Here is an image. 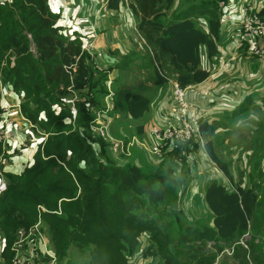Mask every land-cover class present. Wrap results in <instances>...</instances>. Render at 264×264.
<instances>
[{"label":"trees","instance_id":"1","mask_svg":"<svg viewBox=\"0 0 264 264\" xmlns=\"http://www.w3.org/2000/svg\"><path fill=\"white\" fill-rule=\"evenodd\" d=\"M228 1L107 0L106 7H127L135 15L157 88L174 79L187 89L210 75L202 66V54L211 59L219 53L216 42ZM257 11L264 14V7ZM57 19L47 0H0V87L17 93L31 130L46 135L30 165L21 172L2 173L4 264L11 260L17 230L32 225L39 211L59 259L75 246L86 250L88 264H133L141 245L144 257L158 258L161 264H218L217 256L227 252L235 264H264V244L248 231L256 218L257 193L223 180L232 182L233 177L215 152L214 125L201 120L202 141L178 144L155 162L139 163L135 155L142 151L136 147L130 156L115 157L109 143L89 127L95 110L103 106L108 71L95 68L92 56L82 49V38L64 35ZM126 53L118 59L119 69L131 62L133 52ZM150 98L124 92L113 112L140 120L150 111ZM250 100L239 95L231 112L243 114ZM143 128L144 123L137 125L136 134L143 135ZM125 131L118 129L119 137L129 138ZM3 145L0 157H6ZM200 158L220 173L207 179L204 175L201 198L208 217L191 221L192 202L185 205L183 190L192 179L198 187L200 176L194 170ZM198 191L190 190L192 195Z\"/></svg>","mask_w":264,"mask_h":264},{"label":"rangeland","instance_id":"2","mask_svg":"<svg viewBox=\"0 0 264 264\" xmlns=\"http://www.w3.org/2000/svg\"><path fill=\"white\" fill-rule=\"evenodd\" d=\"M47 1L49 3L51 0H47ZM61 1L62 4L59 5V9L60 10L62 9V13L60 14V16L63 15L64 18L66 19L70 18L69 14L67 13V3L69 1H75V0H61ZM92 2H93V6L97 8V12H98L102 10L101 6L105 2V0H99L100 3L99 6H97L98 0H92ZM82 4H83V0H79L78 6L80 7ZM263 7H264V2L260 5V8ZM106 12H108L109 14V11ZM122 15H123L122 11L121 14L115 12L110 17H107L106 15L104 16L102 15L100 20L97 18V22H96V24L100 23V25L101 22L104 23L103 24L104 27H112V28L124 27V29L125 27H127V29L130 30L132 33L130 35L132 39L130 46H132V48L130 50H125L127 52L126 53L127 55L133 52L131 54L132 56L131 62L127 68L122 69L120 67L119 69L118 59L119 57L122 56L121 55L122 52H120L118 47L114 49L109 48L108 53L103 52L105 51V49L102 50V55L104 58L106 57V59H109L110 56H112L113 59L114 57L113 61L105 62L107 64L105 66V71L111 72L110 89L113 91V102L115 104L120 103L123 98L124 92L127 91L140 92L146 95L147 97H151L150 108H152V111H149L146 114V116L140 120H132L128 117H124L123 114L121 115L120 114L121 111L119 110L120 107H117L120 112L117 113L116 121H115L116 124L113 123L114 126L112 127L113 136L117 138L119 137L118 135L119 133H117L118 129H121V131L126 130L125 134L132 136L133 133H136L137 125L141 123L142 124L144 123L146 125L151 120H158V117H160L164 121L171 117V114L168 112V107L171 102L170 84L169 82L162 83L160 84V88H157V85L153 83L151 64L149 65L150 61L147 56L146 48L141 45L139 39L135 41V35H133L134 34L133 30H131V27H134L133 25H135L136 22H133L132 19L129 21V19H127L126 14H124L123 16ZM259 15L262 19H264V14H259ZM106 19L107 20L109 19V24L106 22ZM93 20L94 19H91L90 23H93ZM57 21L58 19L56 20V24ZM75 22L77 24V21ZM78 26L81 27L79 21H78ZM60 31L62 32L61 29ZM112 34H114V31L113 33L109 31L110 40L113 37ZM248 54L249 55H246L244 57L245 55L244 51L241 50L240 55H237V58L241 57L242 64L241 63L237 64L238 68L241 67V71L236 75V77H241L242 75H244V61L248 64L247 66L248 71H251L252 66L253 68L256 66L255 63L258 60L256 56L257 54H253V53L251 54L248 53ZM258 56H262V55H258ZM105 63L103 64L105 65ZM108 72L106 73L108 74ZM114 77L116 78L113 80ZM233 77L234 75L228 74L226 76L227 79L226 84L231 83L232 80L234 79ZM261 77H264V74ZM249 79H253V77L251 76L249 77ZM240 85H244V82L240 83ZM249 85L250 86L247 89H249L250 92V89L252 90V88L255 87L256 84L250 83ZM210 89H211L210 83L204 84L203 87L200 89L201 92L199 93H203V92L205 93L204 95L200 96L201 100L198 101L199 105H197L198 110L196 111L198 112L199 115L198 125L200 124L201 120H204L209 123L210 122L214 123V127L217 128V133L215 134L216 137L213 138L214 139L213 146L216 154L223 161H225V163L228 164L227 165L228 169L233 177L232 182L228 181L224 177L223 180L226 181L227 184L231 185L230 187H233L235 184H239L244 187L246 186L251 187L257 193L259 199V205L257 206L255 211L256 218L253 221H250V227L248 231L249 234L254 233V235H256L255 237L257 239H260L261 243L264 244V139H262V134H264V106L258 104V101H256V98L257 99L260 98V95H258L256 92L257 91L264 92V86L257 87L255 88L256 90L254 89L255 93H253V96L250 97L253 98L254 100L252 102H249V104L247 105V110L243 114L233 113L231 112L232 110H229L228 108L229 111L227 112V115H223V116L222 114L224 112L222 113L221 111L222 109L219 108L218 103H214V101L210 102L209 100L207 92H210ZM7 91H9L8 88L2 85L0 88V115L3 112L5 114L6 110L12 109V107L10 106V103L12 101L9 100V98L12 95L15 96V98H18L17 93H14L12 91L9 92ZM194 92L196 93V90ZM186 94L188 99H192L193 94L191 93V91L188 92V90H186ZM160 98L162 100L165 99V104H166V107L163 109L161 113L155 107V103L157 101L159 102ZM249 110L253 112L247 114ZM9 118L13 121L14 124V136L16 135L17 136H16V140L10 143L11 144L10 153L12 154L11 157L9 158L10 162H8L6 159L3 162H5V166L8 170L19 172L23 170L26 166L31 164L33 155L39 148V145L41 144L43 138L41 136L36 135L33 130H31V136L33 137V139H30L28 136L25 137L22 134L17 133L21 126L18 122L19 117L16 115L15 116L9 115ZM250 123L254 127L246 126V125H250ZM25 141L27 142V145L22 146V143ZM139 152H138V156L135 155V157L138 158L139 163L143 164L146 161H150V162L157 161L155 159L149 158V155L145 157L141 152L140 153ZM121 161L126 162L127 159ZM189 161L191 160L189 159ZM186 168L188 169V173H192L193 167H190L188 165V167ZM219 173H220L219 169L216 166H213L211 162L207 161V159L200 158V160L197 163V169L194 170V175H196L197 178L198 176H200L198 187L195 182L196 180L192 179L190 181V184H188L186 190L185 189H184L185 191L183 190L184 192L183 202L186 201L185 205H188L189 202H192L190 212L192 215H195V218L191 221H195V219L202 216L208 217V212L204 207L203 199L201 198L202 190L204 187L203 183L205 181L204 175H206V179H207L208 175L218 176ZM1 189L2 188H0V190ZM191 189L193 193L196 190L199 191L198 193H195V195H192L193 193L190 192ZM160 207H162V205ZM40 227L42 228V231L41 230L39 231L44 236L45 242L50 243L51 248L54 252L48 234L47 225L42 223V226ZM20 229L24 232L27 231L24 228H20ZM249 234H245L244 238L249 239L250 237ZM141 249L142 248L140 245L138 248V252L134 255V257H132L133 264H161L158 258L144 257L140 252ZM228 256H229L228 254H223V255L219 254V256H217V261H218L217 263L235 264L236 262L232 261V258ZM88 262H89V255L86 252V250L77 248L75 246L68 249L66 257L62 259H59L58 256L56 255V264H88Z\"/></svg>","mask_w":264,"mask_h":264},{"label":"crops","instance_id":"3","mask_svg":"<svg viewBox=\"0 0 264 264\" xmlns=\"http://www.w3.org/2000/svg\"><path fill=\"white\" fill-rule=\"evenodd\" d=\"M246 2L253 4L256 7V9H258L260 8V5L264 2V0H229L227 5L223 7L224 16H223V19L221 20L219 38L216 42V48L218 49L219 53L218 55L214 56L211 59L207 57V54L205 53V51H203V54H202V58H203L202 66L210 72V75L203 82L197 85L195 84V85L189 86L186 89L188 91H191V93L193 94L192 99H189V100L192 103V105L195 106L196 110H198L197 109V105H199L198 101L201 100L200 96L204 95L205 93V92L199 93L201 92L200 89L206 83H210L211 89H210V92H207V93L214 99V103H218L219 108L222 109L221 110L222 113L224 112L222 116L227 115V112L229 110H233V108L237 106L239 95L244 93V100H246L249 97L253 96V93H255V90H256L255 88L264 86V77H261L264 74V53L262 54V56L256 55L258 60L255 63L256 66L254 68L253 66L251 67V71L247 70L248 64L244 61V75H242L241 77H236V75L241 71V67L239 68L237 67V64L241 63V57L237 58V55H240L241 50L244 51V54H245L244 57L246 55H249L248 53H250L249 48L246 50L240 48V45L247 44L249 46V43L247 42L238 43V33L240 32L239 24L242 18V13L245 8L244 4ZM78 3H79V0L69 1L67 3V13L69 14V17H70L67 19L64 18L63 15L60 16V14L62 13V9L61 10L59 9V5L62 4L61 0H51L48 3L50 9H52L53 12L58 14V21L56 25L60 26L63 34L69 37L78 36L80 40L82 38L83 42H84V38L86 41L94 39V46L101 51L105 49V51H103L104 53H108L109 48L114 49L118 47V49L122 53H125L126 52L125 50H130L132 48V46H130L132 42L130 35L132 33L130 30L127 29V27H125V29L124 27H113V28L104 27L103 26L104 23L101 22V25H100V23L96 24V22H97V18L100 20L102 15L103 16L106 15L107 17H110L115 12L121 14V11L123 12V15L126 14L127 19H129V21L132 19L133 22H136L137 20L133 13H131L127 8H124L122 6L118 10L109 9L105 6L107 3V0H105V4H102L101 6L102 10L98 12H97V8L93 6L92 0H83V4L80 7L78 6ZM99 4L100 3L98 0L97 6H99ZM58 9L60 12L58 11ZM106 11H109V14ZM91 19H94L93 23H90ZM75 21H77V24ZM78 21L81 27L78 26ZM106 22L109 24V19L108 20L106 19ZM133 26L134 27H131V30H133V33H134L133 35H135V41H137V39L141 41V37L136 31L135 25ZM109 31L111 33H113L114 31V34H112L113 37L111 40L109 39ZM259 45L264 51V39L263 38L259 39ZM113 60H114V57L112 59V56H110L109 59H106L105 57L102 60V63H105L106 61L111 62ZM106 65L107 64L105 63L104 71H105ZM228 74L234 75L233 77L234 79L232 80L231 83L226 84L227 83L226 76ZM108 76L109 77L111 76V72H108ZM251 76L253 77V79H249V77ZM242 82H244V85H240V83ZM250 83L256 84V85L255 87L252 88L253 91L250 89V92H249V89L247 88L250 86L249 85ZM8 90L12 91L10 88H8ZM195 90H196V93L194 92ZM256 93L260 95V98L259 99L256 98V101H258V104L264 106V92L257 91ZM250 99H251L250 100L251 102L254 100L253 98H250ZM9 100L12 101L10 103V106L12 107V109L7 110V113L11 116L12 115L18 116L19 117L18 122L21 125L17 133L22 134L25 137L28 136L30 139H33V137L31 136V128L33 127V125H31L30 122L27 119H25L20 112L19 96L18 98H15V96L12 95L9 98ZM219 101L221 102L219 103ZM155 107L161 113L163 109L166 107L165 99L162 100L160 98L159 102L157 101L155 103ZM150 111H152V108H150ZM250 112H253V111L249 110L247 114H249ZM158 120L162 121L160 117H158ZM212 124L214 125V123ZM246 126L250 127L253 125H251L250 123V125H246ZM214 129H215V134H216L217 128L214 127ZM34 133L38 136H41L44 140L45 134L38 132V131H34ZM215 134H214V137H216ZM16 136L14 139L8 142H5L7 146L3 145V152L6 154V157H0V163L2 164V168H0V188H3L4 186V182L2 179V173L8 170L5 166V162L3 161L6 159L8 162H10L9 158L12 155L10 153L11 151L10 143L16 140ZM262 139H264V134H262ZM3 246H4L3 238L0 235V264H4V259L1 256ZM227 253L229 254V252ZM9 264H12L11 260Z\"/></svg>","mask_w":264,"mask_h":264},{"label":"built area","instance_id":"4","mask_svg":"<svg viewBox=\"0 0 264 264\" xmlns=\"http://www.w3.org/2000/svg\"><path fill=\"white\" fill-rule=\"evenodd\" d=\"M220 5H223L222 1ZM244 6L239 24L238 43L247 42L250 44V53L262 55L264 51L259 45V39H264V19L260 17L253 4L246 2ZM82 49L92 56L96 69L104 70L102 63L104 57L102 51L94 46V39L86 41L84 38ZM168 81L171 98L168 112L171 117L165 121L151 120L146 125L144 124L143 135L133 133L125 139L114 137L112 133L116 115L113 112V91L110 89V77L108 76L105 82L107 91L103 97V106L95 110L89 127L93 134L109 143V148L115 157L130 156L132 147H136L145 157L149 155V158L160 160L165 153L175 149L178 144L190 139L200 140L198 136L199 115L195 106L186 98V88L181 87L174 79H168ZM14 138V124L6 110L5 114L3 112L0 115V142L5 143ZM26 145V141L22 143V146ZM181 153L184 154V151ZM120 159L126 158L120 157ZM38 208L44 210L41 205H38ZM40 226H42V218L39 211L37 220L27 229L24 228L26 232L20 228L17 230V239L11 245L12 264H56V255L50 243H46L44 236L40 233L39 230L42 231Z\"/></svg>","mask_w":264,"mask_h":264}]
</instances>
